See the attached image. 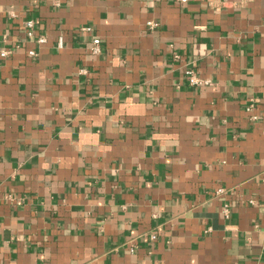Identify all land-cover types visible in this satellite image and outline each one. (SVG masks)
<instances>
[{
	"label": "crops",
	"instance_id": "1",
	"mask_svg": "<svg viewBox=\"0 0 264 264\" xmlns=\"http://www.w3.org/2000/svg\"><path fill=\"white\" fill-rule=\"evenodd\" d=\"M3 50L0 264H264V0H0Z\"/></svg>",
	"mask_w": 264,
	"mask_h": 264
},
{
	"label": "built area",
	"instance_id": "2",
	"mask_svg": "<svg viewBox=\"0 0 264 264\" xmlns=\"http://www.w3.org/2000/svg\"><path fill=\"white\" fill-rule=\"evenodd\" d=\"M179 1H180V2H184L185 0H179ZM25 26H26V28H28V29H32V27H33V22H32L31 20H28V21L25 22ZM146 26H147L150 30H152V29H154V28L157 27V24H156V23H153V22H151V21H149V22H146ZM85 30H86V31H90V28H85ZM27 35L30 36V35H31V31H28V32H27ZM43 41H44V40H43L42 38L38 39V42H39V43H42ZM60 44H61V43L59 42V45H60ZM89 52H90L92 55H97V54H99V53L101 52V44H100V40H99L98 37H93V38H92L91 44H90V46H89ZM8 53H9V52L3 50V51L0 52V57H5ZM29 54L33 55V52L30 51ZM81 72H83V71L81 70ZM186 74H187V76H188V81H189L190 84H200V85H201V84H203V83H206V82H204V81L198 79V78L194 75V73H193L191 70L186 71ZM252 107H253V104H249V105L247 106V108H246V111H248V112L251 111V110H252ZM254 118H255V117H254ZM150 238H151V239H154L155 236H154L153 234H151V235H150Z\"/></svg>",
	"mask_w": 264,
	"mask_h": 264
}]
</instances>
